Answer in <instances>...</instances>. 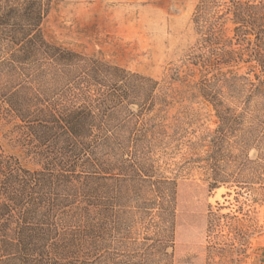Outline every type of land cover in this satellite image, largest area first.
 Returning <instances> with one entry per match:
<instances>
[{"label": "trees", "instance_id": "obj_1", "mask_svg": "<svg viewBox=\"0 0 264 264\" xmlns=\"http://www.w3.org/2000/svg\"><path fill=\"white\" fill-rule=\"evenodd\" d=\"M53 2L0 0V74L9 84H27L26 95L13 90L2 101L23 123L17 129L35 165L0 153V264L170 262L168 242L140 238L133 229L138 216L148 215V194L163 196L161 206L167 202L168 182L154 181L136 140L138 113L158 83L49 43L43 22ZM226 5L234 37L205 27L207 57L200 63L212 78L202 84L226 76L218 67L231 61H242L264 83V0ZM235 46L245 59L230 60ZM218 114L222 136L228 114ZM133 202L138 211L128 209Z\"/></svg>", "mask_w": 264, "mask_h": 264}, {"label": "rangeland", "instance_id": "obj_2", "mask_svg": "<svg viewBox=\"0 0 264 264\" xmlns=\"http://www.w3.org/2000/svg\"><path fill=\"white\" fill-rule=\"evenodd\" d=\"M228 2L54 0L43 22L52 45L158 83L138 113L136 140L154 181L168 182L161 184L167 202L161 206L163 196L148 194V215L138 216L133 229L172 247L171 263L159 264H264V83L242 61H231L218 67L226 76L202 84L206 75L212 78L200 63L205 27L234 37ZM234 48L239 52L230 60L247 57L241 46ZM3 76L0 153L35 168L17 129L23 123L2 101L5 92L26 95L27 84L18 87ZM218 111L228 114L222 136ZM133 203L128 209L138 211Z\"/></svg>", "mask_w": 264, "mask_h": 264}]
</instances>
